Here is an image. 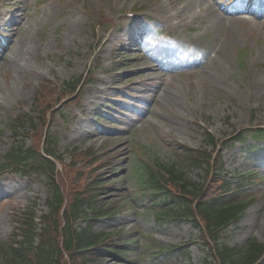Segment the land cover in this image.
<instances>
[{
  "label": "rangeland",
  "instance_id": "rangeland-1",
  "mask_svg": "<svg viewBox=\"0 0 264 264\" xmlns=\"http://www.w3.org/2000/svg\"><path fill=\"white\" fill-rule=\"evenodd\" d=\"M4 1L0 0L5 15L0 20V46L6 50L3 56L0 52V158L14 141L8 126L12 109L19 105L32 114L42 78L52 76L60 82L92 68L100 79L87 87L77 104L65 105L49 126L59 151L92 147L103 161H110L101 170L107 176L102 181L110 183L101 200L118 211L99 220L95 229L122 227L126 232L118 236L120 240L134 238L133 243L124 244L128 248L123 257L92 264H159L148 257L154 249L146 250L149 242L181 245L197 239V230L188 222L168 219L157 224L152 213L145 211L148 199L140 202L134 197L136 174L129 153L139 151L135 158L146 164L152 155L154 160L172 162L176 142L193 148L206 146L204 128L224 139L237 129L264 124V21L232 20L214 0H19L9 8ZM14 1L18 0L10 3ZM14 7L22 9L23 23L17 28L11 24ZM80 8L100 19L99 30L88 24ZM137 8L158 19L168 31L164 44L151 35L142 39L157 55L156 66L148 55L128 49V28L134 29L136 20L118 14ZM96 36L100 48L95 46ZM117 82L125 94H143L154 101L146 120L140 119L143 127L133 135L108 129L96 102L103 103V96L122 100L113 87ZM17 140L29 145L31 138L22 134ZM244 155L239 143L222 151L223 173L236 180L248 178L246 194L259 195L240 221L222 234L228 245L251 237L264 241V181L258 175L253 182L248 174L257 168L264 176V171L262 163H247ZM187 174L195 181L204 177L198 169L189 168ZM46 194L42 177L4 174L0 179V241L12 232L16 211L32 206L40 215ZM188 249L190 257L178 255L177 264H204L199 242ZM143 250L145 259L140 257ZM0 264H5L1 256Z\"/></svg>",
  "mask_w": 264,
  "mask_h": 264
},
{
  "label": "trees",
  "instance_id": "trees-1",
  "mask_svg": "<svg viewBox=\"0 0 264 264\" xmlns=\"http://www.w3.org/2000/svg\"><path fill=\"white\" fill-rule=\"evenodd\" d=\"M24 118L18 115L14 118V125L22 124ZM16 127H14L15 129ZM258 132V131H257ZM52 141H46L44 152L53 155ZM191 165L200 166L208 164L209 156L199 151H188L186 154ZM29 161V162H28ZM6 167L12 166L16 169L27 167L33 173L42 174L43 172L52 176L54 174V163L49 160L37 147L23 148L22 146L13 147L6 156ZM4 168V167H3ZM173 172V178L170 180L174 187L180 186L178 192L181 198H174L175 206L170 207L175 214L190 213L189 204L202 215L207 227L218 229L224 226L233 218H237L241 209L246 205L239 200V195L230 189L226 180L218 178V191L207 187L196 188L195 183H189L185 177L176 179L177 175ZM52 183V198L49 201L51 214L48 217V223L42 231L43 236L36 244L34 242V224L32 211L22 212L18 215L17 228L7 241L0 243V251L7 258L13 261V264H84L86 261H94L95 258H103L108 254V250L97 248L96 240L98 235L90 232L91 228L84 229L81 232L73 231L66 223H62L57 217L58 211L63 198L62 193L57 185H54L53 177L50 178ZM187 185H190L195 195L189 196ZM86 200L87 196L79 195L75 198H68V209L65 212V218L75 216L79 205ZM243 203V204H242ZM89 233V235L87 234ZM61 241V244H60ZM241 248L225 247L216 251L218 264H253L260 255L261 247L249 243L240 254ZM68 255V261L60 259L63 253Z\"/></svg>",
  "mask_w": 264,
  "mask_h": 264
},
{
  "label": "bare ground",
  "instance_id": "bare-ground-1",
  "mask_svg": "<svg viewBox=\"0 0 264 264\" xmlns=\"http://www.w3.org/2000/svg\"><path fill=\"white\" fill-rule=\"evenodd\" d=\"M5 1H6L7 4H9L12 0H5ZM17 12H20V10L17 9V10L15 11V14H16ZM3 16H4V13L0 10V18L2 19ZM22 19H23V18H21V19L19 20V22L15 23L16 28L22 25V23H23V22H22Z\"/></svg>",
  "mask_w": 264,
  "mask_h": 264
}]
</instances>
